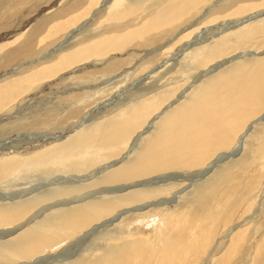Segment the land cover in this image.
<instances>
[{
    "label": "rangeland",
    "instance_id": "374dc122",
    "mask_svg": "<svg viewBox=\"0 0 264 264\" xmlns=\"http://www.w3.org/2000/svg\"><path fill=\"white\" fill-rule=\"evenodd\" d=\"M114 1L0 0V169L7 161L24 162L0 177V215L53 189L79 188L42 200L19 221L0 223V243L56 211L140 189L164 190L99 221L82 224L67 217L76 226L71 235L11 264H264V117L202 176L198 167L120 185L95 184L110 164L148 147L165 110L183 103L196 86L234 64L264 56V40L255 37L201 67L214 42L235 44V32L264 21V0H193L186 14L158 27L151 25L154 13L185 0H144L122 18L110 14ZM241 6L247 11L236 13ZM102 40L111 41L76 54ZM165 91L166 102L131 135L120 156L100 164L94 158L99 152L88 153L73 162L72 172L59 166L21 173L33 155L47 154L122 113L131 117L132 108L143 109ZM141 183L146 186L129 189ZM132 241L143 246L129 248ZM130 249L139 253L130 255Z\"/></svg>",
    "mask_w": 264,
    "mask_h": 264
},
{
    "label": "bare ground",
    "instance_id": "6f19581e",
    "mask_svg": "<svg viewBox=\"0 0 264 264\" xmlns=\"http://www.w3.org/2000/svg\"><path fill=\"white\" fill-rule=\"evenodd\" d=\"M143 1L144 0H128L124 3L118 0L114 1L109 5L110 8H113L110 14L115 15V13H117L116 15H121L122 18V16L140 9ZM193 3V0H185L181 3L179 2L177 5L172 3L168 4L166 7L154 13L151 18V25H165L173 22L182 13L186 14L185 11H187L188 6ZM248 8L249 7H247V9ZM244 11H247L246 7L241 6L236 10V13ZM145 27L146 25L142 27V29ZM234 34H236L233 38L235 44L229 43L227 39H223L216 44L214 42V46L208 49L209 56L207 61L201 67L221 58L229 50L237 48V46L241 45L242 41L251 40L255 37L264 40V21L252 25L248 29L235 32ZM100 39L101 37L99 40ZM110 41L111 40H102L96 42L91 45L92 47L86 46L76 54L82 55L91 53L93 50L99 49L100 45L103 46L105 43H110ZM197 65L198 64L195 65V68ZM199 67L200 66H198V68ZM10 89H12V87ZM166 91L162 95L163 99L162 97H158L150 101L149 104L140 110H137L136 106L134 109L132 108L131 117L127 115L128 113H122L108 121V125L100 124L97 128L90 127L91 129L78 134L74 139L75 141L71 139L63 144L56 145L53 149L49 150L47 154L40 152L30 158L27 157L25 170L21 171V173L23 175L34 172L35 174L36 172L42 173L45 170L59 168V166H63L68 169L69 172H72L73 162L80 158L83 160V157L88 153L95 154L99 152L96 155L97 157H94L97 163L109 160L112 157L115 158V156L119 155L125 148L131 135L139 128H142L143 124L149 120L148 118H151L150 115L157 110L159 111L162 104L166 102V100H164V98L167 97ZM15 94L20 93L17 92ZM9 96H12V94ZM170 96H172V94H170ZM169 99L170 98H168L167 101ZM9 100L12 99H8V101ZM166 112L165 110L163 117L160 115L162 118L159 121L157 120V129L150 135L151 140L148 147H142V149L134 151L128 158L125 157L121 161L119 160L110 164L108 168L110 167L111 169H108V171L106 170L107 173L102 175L95 184L120 185V183H126L135 179H142L169 171L197 169L198 167H202V169H197L198 171H196V174H199L200 172L203 173L210 169L221 156H226L237 149L251 126L264 117V56L254 59L251 62L234 64L224 71H221V73L219 72L207 78V80L196 86V88L188 94L183 103H178L176 107ZM248 120L251 121L248 122ZM153 121L156 120L154 119ZM223 150L227 152H223ZM85 158L87 157L85 156ZM23 163L21 164V159L11 160L10 162L7 161V163H5L7 165H4L5 169H0V177L11 173L14 169L23 165ZM35 165H38L40 169H35ZM83 165L85 166V163ZM84 166L80 167L84 168ZM79 169L76 171H79ZM202 173L198 176H202ZM196 174L192 176L198 177ZM204 174H206V172ZM137 186L144 187L146 183L134 184L129 186V189ZM170 186L171 185H169V187ZM76 189L79 190L78 187L73 189L56 188L43 196H36L35 198L11 205L3 211L6 213L0 215V223L3 225V223L8 224L18 219L20 220L42 200L63 196ZM163 190L162 187L153 190L140 189L138 191H131L130 193L126 192L108 200H93L75 208L76 210L72 209L74 211L62 210L53 212L41 221L38 220L37 223L18 232L21 228L23 229V227L30 224L28 222L21 226V228L17 227L15 231L13 230L14 233L18 232L15 237L7 242L0 243V264H11L18 260L29 258L38 254L48 242L59 240L62 237L66 239L76 228V226L73 227L72 224H70L67 217H76L82 224L95 222L98 219L101 220L105 216L117 213L123 207L135 206L147 199L150 200L158 192H163ZM145 212L142 213L146 214ZM142 213L137 214V216L142 215ZM61 225L69 226L62 231V229L58 227ZM140 243L141 242L132 241L126 244L131 248L133 244L140 245ZM163 243H166V245L162 244V246L164 245V251H166L168 243ZM131 252L130 249V255L139 253L135 251ZM138 256L137 254V257Z\"/></svg>",
    "mask_w": 264,
    "mask_h": 264
}]
</instances>
